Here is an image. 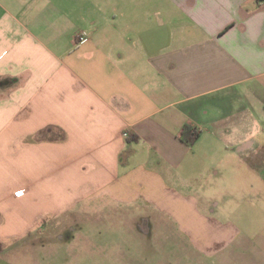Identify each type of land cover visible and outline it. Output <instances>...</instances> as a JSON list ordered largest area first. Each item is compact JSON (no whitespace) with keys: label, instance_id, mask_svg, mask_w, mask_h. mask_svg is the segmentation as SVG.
<instances>
[{"label":"crops","instance_id":"obj_1","mask_svg":"<svg viewBox=\"0 0 264 264\" xmlns=\"http://www.w3.org/2000/svg\"><path fill=\"white\" fill-rule=\"evenodd\" d=\"M263 135L264 0H0V241L106 202L232 240L200 206Z\"/></svg>","mask_w":264,"mask_h":264},{"label":"rangeland","instance_id":"obj_2","mask_svg":"<svg viewBox=\"0 0 264 264\" xmlns=\"http://www.w3.org/2000/svg\"><path fill=\"white\" fill-rule=\"evenodd\" d=\"M259 142L261 159L230 157L220 169L223 182L200 206L225 227L241 230L232 240L225 232L221 242L214 241L221 235L206 227V241L192 247L169 217L106 202L99 210L86 207L49 219L52 228L40 225L0 241V264H264V135Z\"/></svg>","mask_w":264,"mask_h":264},{"label":"trees","instance_id":"obj_3","mask_svg":"<svg viewBox=\"0 0 264 264\" xmlns=\"http://www.w3.org/2000/svg\"><path fill=\"white\" fill-rule=\"evenodd\" d=\"M196 138V132L191 131V126H185L184 131L182 133V140L184 141V143L191 147L193 146Z\"/></svg>","mask_w":264,"mask_h":264}]
</instances>
